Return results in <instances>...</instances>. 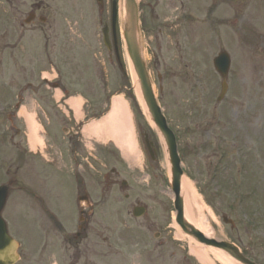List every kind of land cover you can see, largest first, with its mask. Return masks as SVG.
Returning a JSON list of instances; mask_svg holds the SVG:
<instances>
[{
  "label": "rangeland",
  "instance_id": "obj_1",
  "mask_svg": "<svg viewBox=\"0 0 264 264\" xmlns=\"http://www.w3.org/2000/svg\"><path fill=\"white\" fill-rule=\"evenodd\" d=\"M34 1L14 0L15 4L22 9V15H15L14 20L16 21L13 23V28L15 29H9L15 32L14 38L23 36L20 40L27 53H24L23 57H21L19 50H17L18 52L16 54L19 55L20 60L14 64L9 58L10 50L0 49V104L6 101H10L13 104L15 96L19 94L20 100L23 98V103H28L30 99H36L40 108L44 110L45 106L49 105V92L42 87L33 88L34 91H31L26 83L38 78L34 77L32 72L34 66L38 67L37 73L41 68L46 69L49 67L47 61L55 53L58 54L59 58L57 61L59 64L57 65L59 80L67 88L74 90L82 89V86L79 84H67L78 81L84 86V90L89 92L91 89L93 90L94 78L95 87H97L98 83L102 85V89H110L112 75L113 78L115 75L119 76L120 83L126 85L125 76L120 75L117 70L111 68L105 62L106 52L102 46V36L100 33L102 27L98 29L97 22L94 20L96 13L93 0L91 6H87V0H43V12L41 16L44 20L40 21L39 16H36L29 26L23 25L21 17L27 16V13L30 12L31 4ZM115 1L118 3V9L120 6L123 7L121 0ZM140 1V4L143 6V10L141 9V19L144 20L148 17L146 12L149 9L148 3L150 0ZM205 1L209 2L210 0ZM107 2L110 4L111 0H107ZM235 2L237 6H234L231 0H216L215 20H217V23L215 21L214 24H208L206 28L199 25H192L190 27V31L192 32V43L190 46L192 53L188 55L179 50L181 44H187L188 40L183 39L179 47L174 48V44L167 37L169 33H166L163 46H157L151 41L153 35L149 32H153V30H149V32L145 31V42L147 46L146 59L150 64L155 82L157 74L161 77L160 83L158 84L156 82V91L170 125L177 131L179 136L178 145L183 154V167L192 175V179H190L193 186L198 191L199 188H203L199 184L201 185L206 181L212 187L215 185V190L217 189L219 192H215L214 194L213 190H211L213 188H209L204 195L206 203L216 214L214 216L215 221L212 223L214 227L216 226L214 235H220L221 238H225L231 233L229 228L223 226L218 216L220 213L225 212L226 216L237 222H235V230L238 231L234 232L237 235H234L232 238L237 240V236H239V246L245 251L247 256L257 264H264V224L261 225V222H264V107L262 105L264 97L258 96V93L261 94V89L256 87H254L255 91L250 89L252 85H257L262 86V90L264 91V36H262L264 33V0H236ZM0 3H2L0 4V18H7L8 16L6 14L10 8L3 6L4 0H0ZM70 5L71 10L67 8ZM107 8L109 13L107 23H109L110 6ZM38 12L37 10V15ZM117 21L120 22L119 15ZM65 22H68V24L64 25ZM75 23L84 26V33L76 32V30L72 29ZM36 28L41 29L42 32L34 31ZM154 30L157 31V28ZM2 31L3 29L0 26V32ZM147 36H149L148 39ZM87 37L89 40H87ZM178 39H180V34H178ZM42 44L46 49H40L42 48ZM36 47L40 51L35 50ZM182 48L184 49L185 46L183 45ZM227 48L230 49L231 53ZM220 49L228 51L231 58L233 55L234 59V61L232 59V68L228 77L229 89L220 107L212 110L213 115H207L211 114L210 111L206 112L204 110L207 107L208 109L211 108L212 105L210 103L218 93V88L211 84L212 78L210 82L206 80V75L205 80L202 78L201 71L196 77L194 75L191 76L190 70L177 69V67L178 62L182 63L184 58H187L190 67H193L194 61V65L198 69L207 66L208 70V65L211 62L210 58L211 56L212 58L214 57L212 53ZM118 51L119 55L121 54L122 61H124L122 49L120 48ZM17 55L15 57L18 58ZM248 69L251 73V81L248 85H245L242 83V80L245 79L244 76L248 77ZM178 70L180 71L178 72ZM179 74H185V76L180 79ZM74 76L77 78L76 80H74ZM185 78H193L196 82L199 81V84L204 80L203 85L205 91L202 87L201 91L196 92L199 86L196 83L194 85V91L190 92L191 94L194 93L193 95H186V88L184 87L185 92L183 93V98L179 90V82L181 84V81ZM159 86L161 90H159ZM55 97L60 99L62 94L56 92ZM239 99H242L241 105L235 104V100ZM71 100H74V103H71ZM246 101H248V104H246ZM185 102H188L187 108H185ZM4 104L0 105V182L6 183L11 177L17 181L10 193L8 200L9 207L6 212L13 236H21L25 241V246L20 249L21 259L17 264H60L62 252L66 246V243L61 238L58 240V236L61 235L60 227L50 221L46 222L45 219H42L44 222H42V225H39V218L42 217V211L38 209V206L34 202L40 203L41 198L50 208L59 210L58 217L76 219L77 214L73 211L76 202L74 185L71 183L67 184L64 181V174L70 173V169L74 167L72 161L70 162L69 159L61 156V153L65 149L66 138L63 139L62 136L55 138L57 144L55 148L50 149L47 155L48 163H45L40 158L37 160L34 157L22 156L20 154L22 151L21 148L24 146L22 127L13 114L14 110L10 112L9 110L11 108L9 106L3 109L1 108ZM67 104L72 110L73 117L77 122L84 120L83 98L68 99ZM115 104L113 110L107 114V118L102 121L99 120L100 122L94 121L84 126L83 135L86 138L92 141H100L104 133H94L95 130L92 126L101 122H106L107 124V119L110 123L106 125V130L117 132L123 128L128 112L127 104L123 101L120 103L122 106L118 111L121 113V119L116 118L115 115L112 116ZM249 106L251 108L247 110ZM27 107L33 108L32 105ZM227 107L229 112L226 113ZM28 108H25V115H28L33 120L30 121V119L25 118L28 147L31 149L32 142L34 143L35 151L45 152L46 142L43 136V127L37 123L36 116L31 114L32 109ZM223 110L224 114L221 115ZM7 112L11 116L12 124H10L8 118L6 119ZM39 115L42 117L46 115L48 122L52 124V127L55 128L56 126V129L58 128V123H64L58 115H55L52 119L53 113L42 114L40 112ZM225 116L231 121L229 131H226L228 129L224 128L228 124L220 119ZM189 119L191 123H189ZM129 133L131 147L134 153L137 154L134 135L131 131ZM11 136L13 137L12 140H10ZM230 136L231 138H229ZM253 137H255V141L252 140ZM232 138L242 141L241 149L236 150L231 147ZM71 142L80 157L84 158L85 155L80 151L76 139L72 138ZM245 145L248 146L247 150H245ZM249 148L252 149L250 154ZM221 149L224 150L225 155L226 152L230 155L227 157L226 165L216 166ZM241 153L242 156L240 155ZM244 153L246 155L248 153L245 167L247 172L245 176L246 182L245 177H242L245 169L243 173H239V166L243 162L242 158H245ZM69 154L71 153L69 152L68 156ZM224 160L225 158L223 162ZM162 163L163 160L161 157L155 163H147V172L150 175L148 184L143 182L142 185L145 189L142 191L139 190L136 196L134 193L137 189L131 186V180L133 178L127 175L123 171V168H120V176L111 175L108 181L102 177L110 174L109 170H105L107 173L101 177H99V173L96 174L97 177L89 176L97 171L88 170L87 174L89 175H87V178L91 179L89 183L94 195H96V200L103 199L101 198L100 190L105 187V191H107L105 194L108 197L104 199L110 202L113 201L114 205L116 203L117 206V201H121L120 206L122 205L126 208L128 205L139 200L138 202L141 205L147 207L150 205L151 213H153L155 207L160 205L162 199H172L167 189ZM214 164L215 175H218V177H215V182L210 181L213 175ZM223 167H225V170L220 174L222 171L221 168ZM96 169L98 172L100 171V168ZM229 172L233 174L231 181L233 183L235 182V185L242 178V187L246 183L245 199L241 204V208H244L247 214L241 213L239 206L235 204H238V201L234 197L228 198L231 189L222 185L221 180L228 177ZM236 172L239 174H235L234 176ZM70 179L72 180V178ZM121 180H125L128 185V188H123L121 192L134 194V197L129 201H125L120 195L121 193L117 192ZM132 184L135 185L134 181H132ZM25 188L29 191L26 192ZM161 189L165 190L167 194L166 198L164 197L166 194L162 193ZM110 191L113 193L110 194ZM226 191H228V194L226 196L222 195L226 194ZM235 194L236 191L234 196ZM139 195L141 199L137 198ZM238 196L241 197V194ZM231 204L233 206L232 210L230 209ZM114 205H110L109 203L102 204L106 214V223H109L111 217H114L117 213ZM168 211L169 207L164 212L165 221L162 219L154 224L153 232L160 230L163 225L170 224V219L167 215ZM236 215L239 216L236 218ZM149 216L150 214H148ZM239 217L242 218V221H240L241 219ZM35 218L37 224L34 222ZM123 218L125 223L128 219L133 220L130 213L128 215L124 214ZM244 218L247 219L244 220ZM134 225L137 224L134 223ZM114 226L115 223L113 221L109 225H104L103 234ZM137 226L140 227L139 225ZM172 227V233L169 236L173 238L176 244L171 243V248L179 253V250L182 249L185 242L187 244L189 242H184V239L178 242L173 224ZM41 229L47 232L45 236H40L39 231ZM66 231L68 232L69 230ZM141 232L142 230L131 231L135 235ZM27 234L28 236L26 237ZM175 238H177L176 241ZM154 242L156 244L154 247L156 253L150 255L146 260L150 258L153 260L163 258L166 251H168L167 248L170 243L166 245L162 243L161 239ZM115 243L117 244L114 245V248H119L118 245L121 248L127 242L123 238L122 243L118 241ZM69 245L77 246L75 241H71ZM105 246H108L107 252L110 255V250L113 251L114 248L110 247L106 242H97L95 238H92L88 251L80 243L78 248H80V252L82 254L84 253V255H81L76 264H84V261L86 263L91 262L90 264H99L100 251L101 248L105 250ZM133 246L131 244L130 247L121 252L124 257H134V255H137L139 258L141 252L147 250ZM69 250L71 259H73L77 251L75 247L69 248ZM41 251H44L45 254L41 253ZM67 255L69 254L67 253ZM137 262L140 263L137 258H133L131 261L124 259V263L113 259L109 261V264H136Z\"/></svg>",
  "mask_w": 264,
  "mask_h": 264
},
{
  "label": "water",
  "instance_id": "obj_2",
  "mask_svg": "<svg viewBox=\"0 0 264 264\" xmlns=\"http://www.w3.org/2000/svg\"><path fill=\"white\" fill-rule=\"evenodd\" d=\"M127 6H128V21H127V28H126V39L129 45V52L134 60H137V53H139V47L135 38V33H137V20H136V9L134 5V0H126ZM138 66V70H140V66ZM151 110V105L149 106ZM155 116V114H154ZM154 120H157L156 117ZM168 142V152L170 156V164H171V172H172V179L175 180V177L177 176V173L179 171V158L176 155V147H175V141L172 138V135H170L167 138ZM7 196V188H0V211L3 208V205L5 203V199ZM178 210L181 212V201L178 199ZM181 225L184 226V223L181 222ZM224 246V244H223ZM14 245L10 241V239L6 235V230L3 225L0 223V264H13L15 262L14 260ZM224 250L229 253L231 257H233L235 260L241 262L242 264H253L250 263L246 259H244L238 252L237 248L234 246H231V248H227V246H224Z\"/></svg>",
  "mask_w": 264,
  "mask_h": 264
},
{
  "label": "bare ground",
  "instance_id": "obj_3",
  "mask_svg": "<svg viewBox=\"0 0 264 264\" xmlns=\"http://www.w3.org/2000/svg\"><path fill=\"white\" fill-rule=\"evenodd\" d=\"M71 103H74V100H71ZM121 106L122 105L120 103L115 104V109H114L112 116L115 115V117L118 119L122 118L120 111H118L121 108ZM30 121H33V120L30 119ZM105 125H106V122H101V123L95 124L94 126H92V128H94V129L104 128ZM31 146L33 147L34 143L31 142ZM181 186H182L181 187L182 195L184 198L185 218L191 224H193L197 229L204 232L206 235H210L211 230L207 225V220L210 216L209 211L204 207L200 198H198V196L196 195L193 187L191 186V184L189 183L188 180L183 178V180L181 182ZM176 236H177V238H179L178 235H176ZM201 250L202 249L196 248V247L191 248L192 254H194L201 263L205 264V256L203 255Z\"/></svg>",
  "mask_w": 264,
  "mask_h": 264
},
{
  "label": "flooded vegetation",
  "instance_id": "obj_4",
  "mask_svg": "<svg viewBox=\"0 0 264 264\" xmlns=\"http://www.w3.org/2000/svg\"><path fill=\"white\" fill-rule=\"evenodd\" d=\"M87 224H88V220H87Z\"/></svg>",
  "mask_w": 264,
  "mask_h": 264
}]
</instances>
